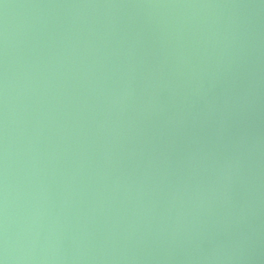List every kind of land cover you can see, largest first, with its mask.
<instances>
[{
  "label": "water",
  "instance_id": "obj_1",
  "mask_svg": "<svg viewBox=\"0 0 264 264\" xmlns=\"http://www.w3.org/2000/svg\"><path fill=\"white\" fill-rule=\"evenodd\" d=\"M0 264H264V0H0Z\"/></svg>",
  "mask_w": 264,
  "mask_h": 264
}]
</instances>
